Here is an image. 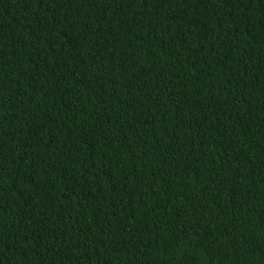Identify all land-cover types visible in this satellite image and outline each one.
<instances>
[{
    "label": "trees",
    "instance_id": "1",
    "mask_svg": "<svg viewBox=\"0 0 264 264\" xmlns=\"http://www.w3.org/2000/svg\"><path fill=\"white\" fill-rule=\"evenodd\" d=\"M0 264H264V0H0Z\"/></svg>",
    "mask_w": 264,
    "mask_h": 264
}]
</instances>
